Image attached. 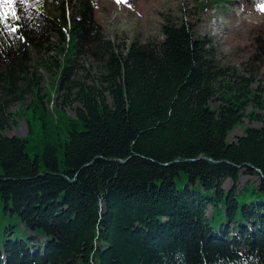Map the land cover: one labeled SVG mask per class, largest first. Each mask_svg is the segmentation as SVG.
Returning <instances> with one entry per match:
<instances>
[{
    "label": "trees",
    "instance_id": "trees-1",
    "mask_svg": "<svg viewBox=\"0 0 264 264\" xmlns=\"http://www.w3.org/2000/svg\"><path fill=\"white\" fill-rule=\"evenodd\" d=\"M51 1L0 36V264H264L263 93L185 16L122 49L95 0L57 1L54 15ZM52 46L53 95L30 74ZM252 46L264 58V35ZM85 55L102 67L90 84L75 78ZM23 117L26 136L4 134ZM245 118L262 125L229 141Z\"/></svg>",
    "mask_w": 264,
    "mask_h": 264
},
{
    "label": "rangeland",
    "instance_id": "rangeland-1",
    "mask_svg": "<svg viewBox=\"0 0 264 264\" xmlns=\"http://www.w3.org/2000/svg\"><path fill=\"white\" fill-rule=\"evenodd\" d=\"M57 1L61 0H52L48 6L49 13L53 15L60 13V9L54 4ZM95 1L97 4L95 17L104 27L106 37L112 39L122 49H126L127 44L136 38L143 42L161 38L160 27L168 15L179 18L185 16L194 27L196 26L198 32L209 40L216 61L233 66L232 78H248L252 82L253 91L263 93L264 99V58L261 55L256 58L252 56L253 40L256 35L260 37L264 35V11L260 10L264 7V0H223L222 5L217 2L213 9L204 11L198 8L197 3L205 0H127L126 3H118L117 0ZM55 40L57 43L61 42L58 36ZM60 44L63 46V43ZM55 55L61 57L58 48L52 46L50 51L35 54L30 64V74L42 77V92L48 91L52 95L56 91L53 66ZM77 63L75 78L89 84L90 78L99 74L102 68L93 58L86 55L81 56ZM32 99L33 97L27 95L24 101L16 102L9 108V115L23 111ZM62 100V96L57 99L60 103ZM77 105L65 109L70 115L75 116ZM252 108L250 105L249 112ZM261 125L256 120L245 118L241 125L233 129L228 140H236L244 134L247 127ZM27 132L28 122L25 117L16 119V123L10 124L4 130V134L9 136H26ZM258 180V176L242 175L240 184ZM231 186L232 181L228 179L224 187L228 189Z\"/></svg>",
    "mask_w": 264,
    "mask_h": 264
},
{
    "label": "snow or ice",
    "instance_id": "snow-or-ice-1",
    "mask_svg": "<svg viewBox=\"0 0 264 264\" xmlns=\"http://www.w3.org/2000/svg\"><path fill=\"white\" fill-rule=\"evenodd\" d=\"M42 0H0V36L8 33L10 36L16 34L22 27L20 21L23 19L22 13L30 3L39 4ZM127 2V0H117ZM264 11V7L260 8Z\"/></svg>",
    "mask_w": 264,
    "mask_h": 264
}]
</instances>
